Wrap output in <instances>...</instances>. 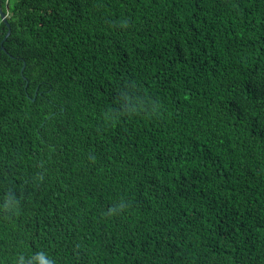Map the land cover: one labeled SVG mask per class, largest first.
<instances>
[{
  "label": "trees",
  "instance_id": "1",
  "mask_svg": "<svg viewBox=\"0 0 264 264\" xmlns=\"http://www.w3.org/2000/svg\"><path fill=\"white\" fill-rule=\"evenodd\" d=\"M1 7L0 264H264V0Z\"/></svg>",
  "mask_w": 264,
  "mask_h": 264
},
{
  "label": "water",
  "instance_id": "2",
  "mask_svg": "<svg viewBox=\"0 0 264 264\" xmlns=\"http://www.w3.org/2000/svg\"><path fill=\"white\" fill-rule=\"evenodd\" d=\"M0 20L2 21V23L4 24L5 28L8 29L5 37H4V41L8 38V36L10 35V30H9V24L7 22V19L5 17V14L3 13L2 7H1V0H0ZM3 50V48H1ZM24 70V65L21 69V75L23 73ZM23 80L25 81L26 79L23 77Z\"/></svg>",
  "mask_w": 264,
  "mask_h": 264
}]
</instances>
